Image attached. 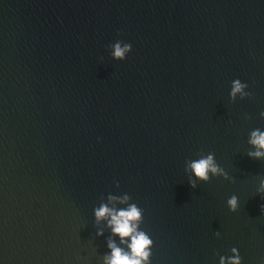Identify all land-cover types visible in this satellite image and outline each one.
Masks as SVG:
<instances>
[{
  "label": "water",
  "instance_id": "95a60500",
  "mask_svg": "<svg viewBox=\"0 0 264 264\" xmlns=\"http://www.w3.org/2000/svg\"><path fill=\"white\" fill-rule=\"evenodd\" d=\"M253 133L264 0H0V264L131 255L102 206L137 208L142 264H264Z\"/></svg>",
  "mask_w": 264,
  "mask_h": 264
},
{
  "label": "clouds",
  "instance_id": "9594fccd",
  "mask_svg": "<svg viewBox=\"0 0 264 264\" xmlns=\"http://www.w3.org/2000/svg\"><path fill=\"white\" fill-rule=\"evenodd\" d=\"M113 55L116 58L125 59V53L130 52L132 45L130 43H124V46L121 47L120 42L115 43ZM232 96L234 97L237 92H241L242 88L246 85H242L239 80L233 82ZM252 144L258 146V148L264 149V134L253 133ZM250 156L261 157L264 156V152L257 151L255 153H249ZM195 175L203 181H208V172L211 170L213 173L217 171L216 167L212 163V157L209 156L207 159H201L197 162L192 163L191 165ZM190 186L192 188L196 187V182L190 180ZM264 193V180H261V186L257 190ZM228 205L231 210L237 208V197L233 195L228 200ZM106 215H111V220L109 223L114 225L113 231L118 233L121 238L132 236V242L129 245L131 248V255L128 253L122 252L120 248L115 247L114 244H109V247L113 249L112 256L108 258V264H142V261L148 259L149 253L145 250L148 245L151 244V241L145 236L142 232L132 235L135 231L134 225L130 223L132 220L139 219V211L135 206H132L128 211H120L118 214L113 210L102 206L96 211V217L102 218ZM233 252H236V249H232ZM240 256L237 254L234 257H230V264H240ZM221 264H224V258L221 257Z\"/></svg>",
  "mask_w": 264,
  "mask_h": 264
}]
</instances>
